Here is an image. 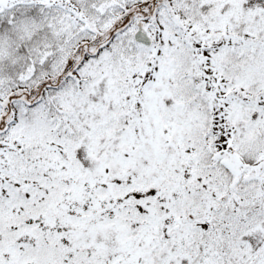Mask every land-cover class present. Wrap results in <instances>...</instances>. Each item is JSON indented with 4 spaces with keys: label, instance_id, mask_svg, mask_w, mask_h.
I'll use <instances>...</instances> for the list:
<instances>
[{
    "label": "snow or ice",
    "instance_id": "obj_1",
    "mask_svg": "<svg viewBox=\"0 0 264 264\" xmlns=\"http://www.w3.org/2000/svg\"><path fill=\"white\" fill-rule=\"evenodd\" d=\"M0 264H264V0H0Z\"/></svg>",
    "mask_w": 264,
    "mask_h": 264
}]
</instances>
